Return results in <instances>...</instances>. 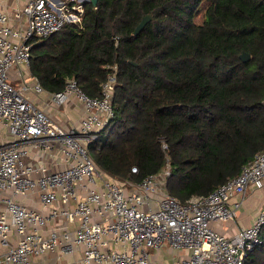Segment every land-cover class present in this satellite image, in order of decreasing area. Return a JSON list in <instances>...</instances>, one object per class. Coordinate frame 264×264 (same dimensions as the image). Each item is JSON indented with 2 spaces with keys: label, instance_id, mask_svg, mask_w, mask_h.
<instances>
[{
  "label": "trees",
  "instance_id": "16d2710c",
  "mask_svg": "<svg viewBox=\"0 0 264 264\" xmlns=\"http://www.w3.org/2000/svg\"><path fill=\"white\" fill-rule=\"evenodd\" d=\"M83 6L79 21L30 40V71L48 92L74 77L90 96L115 75L114 115L88 145L108 176L133 184L168 167L165 188L185 201L237 175L264 148V0ZM261 237L244 264H264V226Z\"/></svg>",
  "mask_w": 264,
  "mask_h": 264
},
{
  "label": "built area",
  "instance_id": "2783aa9c",
  "mask_svg": "<svg viewBox=\"0 0 264 264\" xmlns=\"http://www.w3.org/2000/svg\"><path fill=\"white\" fill-rule=\"evenodd\" d=\"M83 2L27 0L10 15L0 0V123L9 134L0 142V245L5 247L0 264H31L33 255L52 251L61 242L68 250L81 245L85 262L157 264L149 250L167 245L186 252L163 264H244L247 253L262 242L264 207L250 224L231 235L218 232L211 223L233 219L247 188L264 186V148L212 191L181 201L165 190L168 167L138 183L127 181V187L103 172L89 155L88 145L114 115V74L101 84L99 96L86 94L74 77L66 79L61 91L52 93L56 103L71 94L83 103L85 113L78 127L58 124L29 97L30 92L44 90L30 71V40L46 37L66 22L79 21ZM10 17L17 20V26ZM11 70L15 78L9 75ZM55 146L68 162L60 170L40 163L33 167L23 160L33 147L44 154ZM161 147L165 149L166 144ZM33 170L38 174L33 176ZM100 185L102 191L96 188ZM35 190L43 206L56 200L64 205L44 214L14 198ZM235 195L239 197L233 199ZM57 217L78 220L75 231L41 230ZM13 231L18 236L15 244L9 241Z\"/></svg>",
  "mask_w": 264,
  "mask_h": 264
},
{
  "label": "crops",
  "instance_id": "0c3cea01",
  "mask_svg": "<svg viewBox=\"0 0 264 264\" xmlns=\"http://www.w3.org/2000/svg\"><path fill=\"white\" fill-rule=\"evenodd\" d=\"M27 0H2V7L6 9L11 15L16 9L22 8ZM85 2V0H84ZM10 22L17 26V20L13 17H10ZM9 75L12 78H15L14 72L11 70ZM30 92V91H29ZM29 97L35 102V104L43 109L49 114V116L58 124L62 125L65 128L78 127L80 119L84 116V106L75 95H70L62 103H56L52 98V93L46 91L45 89L42 92H30ZM62 107L60 110L59 107ZM1 129L6 132V137L3 141H6L9 138L7 128L0 123ZM2 142V141H1ZM25 162L32 165L33 167L37 166L38 163L46 166L51 170H60L67 166L68 162L65 161L63 157L62 150L58 147H53L50 151L46 153H39L36 148H31L29 154L23 158ZM38 174V171L33 170L32 175L35 176ZM100 184V183H97ZM97 189L102 191L101 185ZM10 193V192H8ZM82 194H79L78 197H81ZM238 195H235L233 199L238 198ZM14 198L20 203L27 207H31L42 213L46 214L51 207H62L64 204L56 200L50 206H43L40 202L38 190L29 192L26 195H15ZM75 204L74 200H71L69 206L73 207ZM264 207V186L261 188H256L250 185L247 188L245 198L241 203L240 207L236 210V216L225 222H213L211 226L218 232L224 235L233 234L239 227L246 226L250 224L256 217L257 213L261 208ZM3 207L0 205V211ZM78 220L75 221H66L62 217H57L55 219L48 220V223L41 228V230L51 231L55 230L56 227L60 229H68L71 232H74ZM18 239L16 233L10 235V243L15 244ZM116 248H119L116 245ZM5 250V247L0 245V253ZM185 250H175L171 249L167 245H164L160 248L150 249L149 254L152 260L157 264L169 263L176 261ZM31 264H104L96 261L85 262L83 259V247L81 245H73L71 250L65 249L63 247V242L56 249L52 251H46L39 255H33L31 259Z\"/></svg>",
  "mask_w": 264,
  "mask_h": 264
},
{
  "label": "water",
  "instance_id": "95a60500",
  "mask_svg": "<svg viewBox=\"0 0 264 264\" xmlns=\"http://www.w3.org/2000/svg\"><path fill=\"white\" fill-rule=\"evenodd\" d=\"M90 2L93 6L96 5L97 0H85V2ZM150 18L149 15L143 16L140 20V22L136 25L135 29H134V34H137L140 32V30L143 28V26L145 25V23L148 21V19ZM240 57L243 61H247L250 58L249 53L242 51L240 54Z\"/></svg>",
  "mask_w": 264,
  "mask_h": 264
},
{
  "label": "rangeland",
  "instance_id": "374dc122",
  "mask_svg": "<svg viewBox=\"0 0 264 264\" xmlns=\"http://www.w3.org/2000/svg\"><path fill=\"white\" fill-rule=\"evenodd\" d=\"M59 107V106H58ZM62 107H59L58 109L60 110ZM6 137V132L4 130L1 129V126H0V142L3 141V139ZM124 184L129 187V184L127 181H124ZM166 190V188H165ZM167 191V190H166Z\"/></svg>",
  "mask_w": 264,
  "mask_h": 264
}]
</instances>
